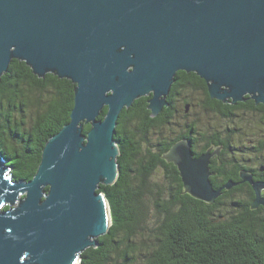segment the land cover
I'll return each instance as SVG.
<instances>
[{"label": "water", "instance_id": "95a60500", "mask_svg": "<svg viewBox=\"0 0 264 264\" xmlns=\"http://www.w3.org/2000/svg\"><path fill=\"white\" fill-rule=\"evenodd\" d=\"M12 59L75 86L69 121L46 141L30 180L13 181L0 154V264H79L111 225L97 189L118 176L123 108L149 96L158 115L178 70L202 78L212 99L264 103V0H0V77ZM209 157H194L186 138L163 154L184 191L212 204L237 183L214 188ZM241 177L251 206H264V183Z\"/></svg>", "mask_w": 264, "mask_h": 264}, {"label": "trees", "instance_id": "16d2710c", "mask_svg": "<svg viewBox=\"0 0 264 264\" xmlns=\"http://www.w3.org/2000/svg\"><path fill=\"white\" fill-rule=\"evenodd\" d=\"M174 78L169 106L158 115L150 116L149 96L120 112L113 136L118 176L97 189L109 203L111 225L97 246L81 252L79 264H264V206H251L254 192L234 185L207 203L184 191L176 166L163 158L178 140L192 142L196 126L188 123L185 106L178 121V105L192 100L188 92L204 94L208 108L232 106L211 99L194 72L178 70ZM74 86L53 73L38 77L19 59L1 75L0 154L13 181L36 173L46 141L69 121ZM205 127L197 131L201 141ZM89 128L85 124L83 132Z\"/></svg>", "mask_w": 264, "mask_h": 264}, {"label": "flooded vegetation", "instance_id": "af4514ba", "mask_svg": "<svg viewBox=\"0 0 264 264\" xmlns=\"http://www.w3.org/2000/svg\"><path fill=\"white\" fill-rule=\"evenodd\" d=\"M183 76L192 77L193 75L189 73ZM204 84L206 86L205 81ZM200 96L196 104L192 101L184 104V106L188 105V109L191 105L198 106L206 120L204 124L201 123L199 116L188 120V123H194L196 126L191 142L193 156L198 157L209 151L208 166L212 172L211 182L215 180L219 186H222L223 179L228 177L227 180L253 191L249 181H242L241 173L249 175L253 181L264 183V103H256L247 96L245 100L232 104L230 107L222 106L213 109L202 106L206 102H204V94L203 97L201 94ZM205 125L207 126L206 138L201 141L197 131L206 130ZM225 143L228 147H225ZM204 146L205 150H202ZM261 194L264 196V190Z\"/></svg>", "mask_w": 264, "mask_h": 264}, {"label": "rangeland", "instance_id": "374dc122", "mask_svg": "<svg viewBox=\"0 0 264 264\" xmlns=\"http://www.w3.org/2000/svg\"><path fill=\"white\" fill-rule=\"evenodd\" d=\"M187 95L191 97V99H192L191 101L194 102L195 104L199 101V99L201 97L200 94L198 92H196V91H191L190 93L188 92ZM183 107H184V103L183 104L181 103V105H178V108L180 110V112L178 114V121H179V123H182V121L184 120L182 118V116H181V114L183 113V111H182ZM198 116L201 119V123L204 124L206 122V120L204 118V113L203 112L200 113V109H199L198 106L197 107H194L192 105L189 106L188 116H187L186 119L187 120H191V119H194V118H196ZM29 121L30 120L28 119V115H27V117H26V123H25L26 126L29 125Z\"/></svg>", "mask_w": 264, "mask_h": 264}]
</instances>
